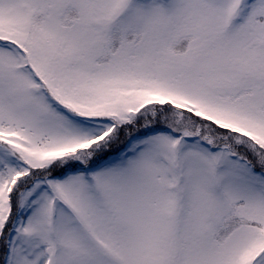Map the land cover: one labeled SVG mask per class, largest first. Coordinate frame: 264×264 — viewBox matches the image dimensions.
Returning a JSON list of instances; mask_svg holds the SVG:
<instances>
[{"label":"snow or ice","instance_id":"1","mask_svg":"<svg viewBox=\"0 0 264 264\" xmlns=\"http://www.w3.org/2000/svg\"><path fill=\"white\" fill-rule=\"evenodd\" d=\"M0 264H264V0H0Z\"/></svg>","mask_w":264,"mask_h":264}]
</instances>
